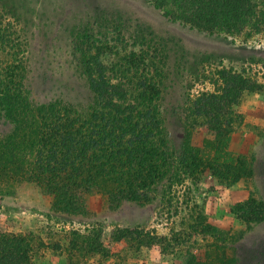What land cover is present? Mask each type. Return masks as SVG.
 <instances>
[{"label": "rangeland", "instance_id": "rangeland-1", "mask_svg": "<svg viewBox=\"0 0 264 264\" xmlns=\"http://www.w3.org/2000/svg\"><path fill=\"white\" fill-rule=\"evenodd\" d=\"M0 20L3 77L14 64L28 105L0 116L2 148L9 136L23 148L24 126L40 107L85 112L94 96L86 68L99 62L111 82L154 100L175 164L146 201L110 208L99 192L89 196L88 213L69 214L53 210L48 194L20 178L17 166L3 173L2 159L0 233L18 236L25 264H264V219L247 223L232 211L250 197L264 205L263 35L198 31L169 20L148 0H0ZM223 72L261 86L243 91L232 114L220 118L230 131L224 138L204 132L192 106L202 94L220 93ZM143 84L157 92L142 91ZM187 146L196 147L203 164L232 162L250 174L234 181L205 165L192 174L179 163ZM92 230L109 240L107 255L86 252L83 236Z\"/></svg>", "mask_w": 264, "mask_h": 264}, {"label": "trees", "instance_id": "trees-1", "mask_svg": "<svg viewBox=\"0 0 264 264\" xmlns=\"http://www.w3.org/2000/svg\"><path fill=\"white\" fill-rule=\"evenodd\" d=\"M148 1L169 20L198 31L244 39L264 36V0ZM4 41L0 20V52ZM14 68V64L7 66L4 72L9 73L3 77V64L0 65V116L3 112L14 114L28 109ZM86 71L94 96L85 112L48 104L37 109L35 117L24 126L27 134L22 136L27 141L23 148L13 146L8 141L10 136L3 140V148L0 143L3 173L17 166L20 178L48 194L53 210L69 214L88 213L89 196L99 192L107 194L110 208L124 200L146 201L148 192L163 179L171 178L175 171L173 152L164 137L161 112L154 100L142 94L131 95L111 82L105 66L99 62L88 65ZM221 75L224 87L220 93L202 94L192 104L193 114L204 118L203 131L219 137L230 133L223 128L220 118L232 114L243 91H257L261 87L249 77L233 72ZM141 90L157 92L148 84H143ZM179 153V163L184 170L192 169V174L203 165L212 174L230 175L234 181L250 174L249 168L238 172L231 161L232 164L221 163L215 159L203 164L194 146ZM244 163L250 167L249 161ZM232 211L247 223L264 219L263 202L254 197L236 203ZM83 237L87 253L107 255L104 243L109 240L103 243L93 230ZM0 241V264H25L16 234L1 232Z\"/></svg>", "mask_w": 264, "mask_h": 264}]
</instances>
